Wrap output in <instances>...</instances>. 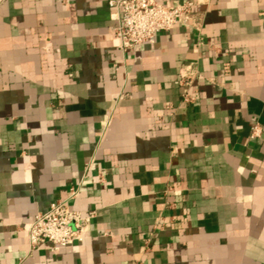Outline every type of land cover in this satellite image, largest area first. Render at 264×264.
I'll list each match as a JSON object with an SVG mask.
<instances>
[{
    "label": "crops",
    "instance_id": "crops-1",
    "mask_svg": "<svg viewBox=\"0 0 264 264\" xmlns=\"http://www.w3.org/2000/svg\"><path fill=\"white\" fill-rule=\"evenodd\" d=\"M110 1L0 0V264H264V0L126 54ZM56 201L85 239L31 251Z\"/></svg>",
    "mask_w": 264,
    "mask_h": 264
},
{
    "label": "built area",
    "instance_id": "built-area-1",
    "mask_svg": "<svg viewBox=\"0 0 264 264\" xmlns=\"http://www.w3.org/2000/svg\"><path fill=\"white\" fill-rule=\"evenodd\" d=\"M114 11L112 31L122 53H128L137 46L155 42L160 33H169L176 26L187 24L191 20L193 4L163 5L157 0H111L108 3ZM182 83H188L183 78ZM189 102L188 97L185 98ZM262 128H252L251 138H259ZM103 182V176H99ZM77 192L71 190L70 199ZM93 216L83 217L79 212L70 209L67 201H56L49 210L38 213L26 227L31 251L49 245L50 250L61 249L80 244L91 226Z\"/></svg>",
    "mask_w": 264,
    "mask_h": 264
}]
</instances>
